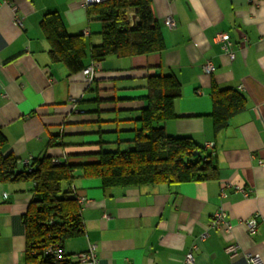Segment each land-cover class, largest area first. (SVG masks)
<instances>
[{"label": "crops", "instance_id": "crops-1", "mask_svg": "<svg viewBox=\"0 0 264 264\" xmlns=\"http://www.w3.org/2000/svg\"><path fill=\"white\" fill-rule=\"evenodd\" d=\"M152 7L165 50L111 56L98 63L90 83L84 70L72 72L53 59L42 22L56 14L68 34L82 37L87 68L91 47L102 43L95 12L81 0L0 3V130L7 139L2 152L18 161L50 156L73 167L84 233L64 243L72 263L93 244L99 264H264V0H152ZM223 33L230 36L234 58L223 49ZM208 62L216 67L213 73L204 69ZM161 74L176 76L183 90L176 117L162 123L166 133L189 137L211 154L218 176L128 187L84 177L102 150L134 144L149 77ZM214 85L246 98L245 109L219 133L212 116ZM34 188L29 181L0 183V264H34L27 258L23 219ZM220 209L232 223L230 233L210 228ZM250 218L258 222L254 234L244 224ZM237 244L232 256L228 249Z\"/></svg>", "mask_w": 264, "mask_h": 264}, {"label": "trees", "instance_id": "trees-1", "mask_svg": "<svg viewBox=\"0 0 264 264\" xmlns=\"http://www.w3.org/2000/svg\"><path fill=\"white\" fill-rule=\"evenodd\" d=\"M102 24V43L90 49L94 64L111 56L135 57L160 54L165 50L161 28L156 22L152 0H105L89 7ZM43 31L52 43L53 59L64 62L72 72L86 66L87 44L81 36L67 33L56 14L46 15ZM147 106L142 112V129L133 145L100 153V162L85 169L84 177L98 178L105 187L156 185L161 182H202L218 176L212 155L205 154L189 137L169 136L162 123L176 117L175 102L182 85L172 74L149 77ZM215 132L226 129L230 120L245 109L246 98L236 89L213 86ZM7 139L0 130V183H34V198L23 219L27 229V258L34 264H56L34 251L49 245L64 249L66 240L84 233L81 207L74 193L73 167L56 163L52 157L33 159V169L4 155ZM63 264H71L66 255Z\"/></svg>", "mask_w": 264, "mask_h": 264}, {"label": "built area", "instance_id": "built-area-1", "mask_svg": "<svg viewBox=\"0 0 264 264\" xmlns=\"http://www.w3.org/2000/svg\"><path fill=\"white\" fill-rule=\"evenodd\" d=\"M103 1L105 0H81V3L84 7L88 8L92 5L100 4ZM0 3L8 4L9 0H0ZM14 9L16 10V7H14ZM167 24L171 28H175L177 26L176 21L172 17L167 18ZM220 40L223 43V49L226 50V52L231 58H234V54L231 51L230 36L228 34L223 33L220 35ZM204 69L207 73H213L216 70V67L214 66L213 63L208 62L205 65ZM97 71H98V65L94 63H92L90 66L84 69V75L87 77L90 83H92L95 80ZM79 101H80L79 99L74 100L73 103L75 104ZM32 161L33 159H27L23 162V164L26 168L32 170L33 169ZM226 216L227 215L223 209L217 211V213L214 215L211 221L210 228L214 230L224 227L225 231L227 233H230L233 226L231 222L226 221ZM244 224L246 225L249 233L251 234H254L255 231L257 230L258 222L255 218H250L246 220ZM239 248L240 246L238 244L233 245L228 249V252L229 254L234 256L238 253ZM33 255L36 257H40V256L50 257L56 262V264H63L67 259L66 258L67 254L65 253L64 249L58 247L57 245H49L48 247L42 250L34 251ZM74 258H75V262L74 263L71 262V264H99V259L97 256V246L93 244L90 245L86 252L78 253L77 255H74ZM249 259L252 262H257L258 257L255 255H249ZM187 261L188 263L194 262V258L192 257L191 254L187 256Z\"/></svg>", "mask_w": 264, "mask_h": 264}, {"label": "rangeland", "instance_id": "rangeland-1", "mask_svg": "<svg viewBox=\"0 0 264 264\" xmlns=\"http://www.w3.org/2000/svg\"><path fill=\"white\" fill-rule=\"evenodd\" d=\"M23 162H24V160H20V163L22 164L21 167H23Z\"/></svg>", "mask_w": 264, "mask_h": 264}]
</instances>
